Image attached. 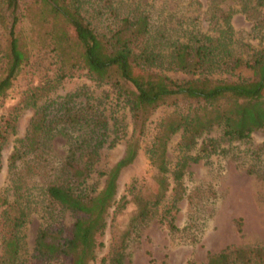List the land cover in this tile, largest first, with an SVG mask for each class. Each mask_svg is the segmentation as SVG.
<instances>
[{
	"label": "trees",
	"instance_id": "trees-1",
	"mask_svg": "<svg viewBox=\"0 0 264 264\" xmlns=\"http://www.w3.org/2000/svg\"><path fill=\"white\" fill-rule=\"evenodd\" d=\"M235 1L247 18H253L264 7V0ZM91 3L96 4V9L100 4V8L108 12L106 20L110 22L104 30L97 31L84 16L86 6H92ZM0 5L10 16L9 27L5 28L0 8V29L6 30L5 47L0 41V63L4 61V65H0V101L21 69L35 65L39 74L43 71L41 77L50 83V88L79 72H84L91 82L109 86L126 102L133 120L132 135L122 157L105 174H100L104 176L103 186L93 196L86 194L83 186L97 160V147L82 143L69 147L57 177L46 186L44 195L51 208L69 212L73 222L66 235L64 226L56 219L37 231L32 249L36 264H48L60 258H69L70 264H89L95 259V250L102 246L96 237L102 235L107 225L106 217L114 205L118 176L134 161L144 125L160 105L193 104L186 112H173L163 118L160 130L146 149L147 161L153 170L150 193L147 196L132 194L131 203L135 208L130 226L144 224L158 216L169 233L179 232L174 214L185 196L183 177L188 164L199 159L188 152L202 133L217 127L222 139L243 141L254 131H264V48L252 51L247 59L234 54L224 40L230 31L227 20L225 31L218 37L189 35L185 42L175 45L163 56L149 44L147 16H120L108 0H26L24 3L0 0ZM260 17L254 19L255 26L264 25V14ZM165 57H168L166 69L190 78L177 82L155 72V68L163 66ZM243 68L250 72V78L223 81L209 76L234 74ZM63 111L54 122L48 120L45 109L34 113L24 137L16 141L8 156L10 169L25 156L42 157L57 125L92 122L101 125L104 122L91 104L78 108L64 106ZM16 121L17 114L12 113L0 119V159L7 136L15 134ZM178 132L180 155L170 168L167 145ZM214 144L213 140H207L200 150L206 152L211 148L213 151ZM17 189L14 187L15 192ZM167 191L171 193L169 206L159 213ZM27 219L25 205L16 198L10 202L0 194V264H22L21 229ZM236 225L240 233L241 219H237ZM127 235L126 230L111 240L100 264H123ZM202 264H264V244L227 246L207 254Z\"/></svg>",
	"mask_w": 264,
	"mask_h": 264
},
{
	"label": "rangeland",
	"instance_id": "rangeland-1",
	"mask_svg": "<svg viewBox=\"0 0 264 264\" xmlns=\"http://www.w3.org/2000/svg\"><path fill=\"white\" fill-rule=\"evenodd\" d=\"M26 0H21L25 2ZM112 9L120 16L146 15L149 21V44L163 56L189 35L202 34L216 38L230 27L224 36L227 47L243 59L254 50L264 48V25L255 26L254 19H261L264 7L254 17H246L235 0H108ZM86 6V20L97 31L104 30L110 22L108 12L100 4ZM4 16V27L10 23L9 13L0 5ZM99 12V14H98ZM69 33L72 31L69 29ZM0 41L5 47L6 30L0 29ZM154 71L177 82L190 78L184 73L165 68ZM4 65V61L0 63ZM35 65L21 69L0 101V119L17 114L15 134L7 136L1 151L0 194L11 202L15 198L26 206L27 223L21 229L23 245L20 251L22 264H36L33 258V241L37 231L54 220L67 229L73 216L48 205L44 195L46 186L55 180L69 147L82 143L97 147V160L83 186L88 195H95L103 186L105 174L123 155L125 145L132 135L133 120L126 102L107 85L89 81L84 72L61 81L50 88ZM49 75V73H48ZM212 79L236 81L250 78L246 69L234 74L213 73ZM34 105H31V104ZM92 105L101 114L103 124L62 125L54 128L42 157L25 156L8 167V156L16 141L24 137L31 118L37 110L45 109L48 120L55 121L63 114L64 106L73 108ZM193 104L178 102L157 107L144 125L138 142L137 155L124 168L116 182L114 205L108 210L106 227L96 241L102 246L95 250V259L89 264H100L107 255L111 240L128 232L125 239L123 264H192L205 262L207 254L224 247L254 246L264 244V131L250 134L248 140L227 141L221 131L214 127L196 138L195 146L188 155L199 157L189 163L182 185L185 196L177 204L174 224L179 232L171 234L164 223L155 217L144 224L129 225L134 212L132 194L147 196L153 170L148 164L146 149L160 130L163 118L173 112L183 113ZM180 133H175L167 145V160L172 168L180 155L177 143ZM207 140L215 142L213 151L200 148ZM14 182V183H13ZM17 187V191H14ZM171 193L166 192L158 209L162 213L169 206ZM173 214L171 211L170 215ZM237 219H241V232H237ZM48 264H70L69 258H60Z\"/></svg>",
	"mask_w": 264,
	"mask_h": 264
}]
</instances>
